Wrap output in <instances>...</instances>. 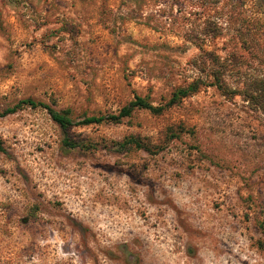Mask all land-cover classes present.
<instances>
[{
  "label": "rangeland",
  "instance_id": "1",
  "mask_svg": "<svg viewBox=\"0 0 264 264\" xmlns=\"http://www.w3.org/2000/svg\"><path fill=\"white\" fill-rule=\"evenodd\" d=\"M197 78L159 115L0 116V264H264V112L239 94L264 79V0H0V112L79 121Z\"/></svg>",
  "mask_w": 264,
  "mask_h": 264
},
{
  "label": "trees",
  "instance_id": "2",
  "mask_svg": "<svg viewBox=\"0 0 264 264\" xmlns=\"http://www.w3.org/2000/svg\"><path fill=\"white\" fill-rule=\"evenodd\" d=\"M221 33H222V27L219 26L215 20H213L211 22H207L206 26L200 32V34H196V36H193V38H191L192 40L191 42L195 43V41L201 39L200 37H202V39L206 37L215 39L219 37ZM199 49L201 50V54L194 60H210L211 67L209 68V70L211 71L210 73L213 77L212 85L216 86L223 94H227V95L237 94L238 92L236 90H232L231 88H229L222 78L223 65L219 64L218 61L220 60L219 56H217L212 51L203 50L201 43ZM237 58L238 57H236V55L229 54L226 60H238ZM215 65L217 66V68H214ZM204 84H201V80L197 78L186 85L178 86L171 93L169 100L164 105L161 106H153L151 103L147 101L146 98L136 95L134 99L130 101L127 105L122 107L117 114L89 116V117H84L79 121H73L72 118L69 116L68 111H57L46 104L38 103L31 99L21 100L14 107L6 108L2 112H0V116H6L8 114L14 113L15 110L21 105H28L33 108L40 106L43 109H45L48 115L50 116L51 120L55 122L63 130H66L70 126H79V125L84 126L91 124H100L102 122H119L121 119L125 117H129L134 110H147L153 115H159L168 107L177 105L182 99L196 93L198 89L201 87V85ZM239 94H241L242 99L244 101L248 102V105L250 106L251 110L264 112V79L263 78L262 79L251 78L247 80L244 84L243 90L239 92ZM69 143L65 142V144L67 145ZM125 144L123 142L122 144H120V146H123ZM127 144H134L137 147H144L143 144H141V142L135 138L132 139L130 138ZM0 152H4V148L1 142H0Z\"/></svg>",
  "mask_w": 264,
  "mask_h": 264
}]
</instances>
